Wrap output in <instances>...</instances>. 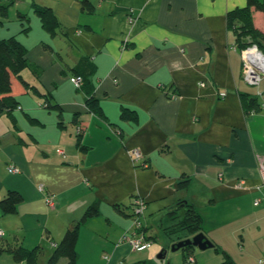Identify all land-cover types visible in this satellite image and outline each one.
Listing matches in <instances>:
<instances>
[{"label":"crops","instance_id":"1","mask_svg":"<svg viewBox=\"0 0 264 264\" xmlns=\"http://www.w3.org/2000/svg\"><path fill=\"white\" fill-rule=\"evenodd\" d=\"M31 1L33 22L18 39L41 72L22 68L33 88L11 113L0 110L4 241L39 252L47 243L37 260L48 264L53 243L96 206L80 225L77 264H173L165 259L172 241L163 231L155 243L157 228L177 205L190 204L235 264H263L253 248H264V79L259 87L244 81L240 47L255 39L264 49V36L242 33L250 21L264 35V11L247 0H89L92 10L84 0ZM34 5L53 9L55 35ZM76 74L91 88H76ZM91 93L101 114L86 105ZM135 148L141 160L131 155ZM11 191L22 201L5 214L1 201ZM138 196L154 239L140 251L120 242L134 228ZM238 232L242 262L227 245ZM0 264L27 262L7 251Z\"/></svg>","mask_w":264,"mask_h":264},{"label":"trees","instance_id":"2","mask_svg":"<svg viewBox=\"0 0 264 264\" xmlns=\"http://www.w3.org/2000/svg\"><path fill=\"white\" fill-rule=\"evenodd\" d=\"M249 8L253 7L256 10L264 11V2L260 0H247ZM83 5L88 10H92L93 4L89 0H84ZM8 4H5L0 0V14L2 16H7L8 13ZM34 10L41 19L42 25L44 28L51 34L55 35L57 30L60 28V22L55 15L51 7H43L34 5ZM236 14V13H234ZM244 15L250 17V10H248ZM22 21H28L26 15L20 14ZM251 20V19H249ZM24 24V23H23ZM24 26L22 32H28L30 25ZM242 33L255 34L258 36H264L261 32L256 30L250 25V21L247 25H244ZM251 42H256L251 41ZM249 42V43H251ZM258 43V42H257ZM245 45V44H244ZM260 45V44H259ZM261 46V45H260ZM24 67H29L31 71L36 75H40V69L28 61L27 59V47L19 41L16 35L10 36L8 38H0V110L11 113L19 105L18 98L22 94L26 93L28 90L32 89L33 86L23 77L21 70ZM91 68L94 70V66ZM81 75V74H76ZM83 77V85L88 84L87 79ZM91 88L88 84L87 88ZM88 88V89H89ZM90 92V90H89ZM49 96H51L49 94ZM86 105L91 112L101 114V107L99 101L91 93L86 100ZM83 130V127L81 126ZM81 130V131H82ZM22 201V196L17 191H11L9 195L1 201V208L5 214H12L17 211L18 204ZM179 209L182 210L181 215L178 216L179 222L178 225H182L181 228L185 229L188 233L186 237L194 236L198 232L202 231L203 217L199 211L190 204H182L179 206ZM98 209L96 206L90 207L83 218L78 221L73 227L69 228L64 235L62 241L55 249L53 254L48 260V264H57L61 257H66L68 259V264H77V251L76 246L79 238L80 225L89 217L97 214ZM171 213H169L170 216ZM169 219L171 217H168ZM177 216L171 218V222H174ZM170 220H168L169 222ZM176 224H173L174 226ZM167 228V227H166ZM150 228L145 224L146 234H150ZM144 230V231H145ZM167 235V234H166ZM150 236V235H149ZM168 236V235H167ZM171 234L168 236L171 239ZM152 240V238H151ZM154 240V239H153ZM174 243V242H173ZM153 245V244H152ZM188 247H185V249ZM10 252L14 259L17 261L25 260L27 264H39L37 260V255L39 253V247L33 249H28L23 246H12L8 243H0V256L5 252ZM165 251V249L163 250ZM225 261L224 264H235L233 259L224 252ZM186 255V253H185ZM187 256V261L189 257ZM188 264V263H187ZM264 264V263H263Z\"/></svg>","mask_w":264,"mask_h":264},{"label":"rangeland","instance_id":"3","mask_svg":"<svg viewBox=\"0 0 264 264\" xmlns=\"http://www.w3.org/2000/svg\"><path fill=\"white\" fill-rule=\"evenodd\" d=\"M3 3L8 4V13L7 16H2L0 14V35L3 36L4 34H6V36L10 35H16L17 37L22 36L24 32H22L23 30V23L26 24L28 23L29 25L32 24L33 22V18H32V1L31 0H2ZM20 14L22 15H26L28 18V21H22V18L20 17ZM255 40V39H254ZM256 41V40H255ZM49 89H45L40 88V93L44 94L46 93L48 95V91ZM51 91L53 92V90L51 89ZM41 94H37L40 97H43V95ZM54 94V92L52 93ZM55 96V94L53 95ZM44 104V101L43 103ZM181 204V203H180ZM182 210L179 209V205H177L172 211L169 217H173L174 215L177 216V218L175 219L174 222H171V218L168 220H170L169 222L167 221L166 223H162L160 224L159 228H157V232H161V234H159L158 237V241H155V243H161L165 240L164 238V233L163 231L170 236H171V241L172 244L179 242L183 239H186L188 237H186V235L188 234L185 229L181 228L182 225H178L179 220L178 216L181 215ZM211 212L207 211V214H210ZM237 222H233V224H236ZM173 224H176L174 226H172ZM167 227V228H166ZM145 230L142 229L141 232H143ZM146 233V230L144 231ZM167 237V236H166ZM192 237V236H190ZM152 238V237H151ZM6 238H1L0 243L1 244H6V242L4 241ZM153 241V240H152ZM46 242V241H45ZM49 242V241H48ZM174 242V243H173ZM47 243L45 245H43L44 248L41 249V251L39 252V261H43L42 258L43 256H45V253L42 254V252L44 251V249L46 250V246ZM227 245L230 251H228L229 253L232 254V257H234L235 260L242 262L243 259L245 260V255L242 254V252H244L242 250V241L240 239V233H237V237H233V240H227ZM163 247H160V250L158 251V253L161 252ZM256 250V257L257 260L259 261H263L264 263V248L260 247L257 250V247L253 248ZM167 249H165L166 251ZM184 253H186V255L184 256ZM188 255H192L195 258V264H224L225 261V254L223 252V249H221L220 247L215 246L214 248H209L207 250H200L198 247L196 246H188V248H183L178 250V252H169L167 254V258L166 262H171L172 259L174 258L173 264H187V256ZM247 259V258H246ZM47 263L44 262L43 264ZM256 264H259V262H257Z\"/></svg>","mask_w":264,"mask_h":264},{"label":"built area","instance_id":"4","mask_svg":"<svg viewBox=\"0 0 264 264\" xmlns=\"http://www.w3.org/2000/svg\"><path fill=\"white\" fill-rule=\"evenodd\" d=\"M240 54L243 63V71L242 77L244 81L252 86L259 87L261 81L264 79V49L257 42L246 43L245 45L240 47ZM71 80L76 88H81L83 85V77L81 75H74L71 77ZM221 97H226L227 92L221 91ZM259 96H261V92H259ZM259 108L264 109V100L259 104ZM63 153L64 151H60ZM131 155L135 160H141L143 157V153L140 149L135 148L131 151ZM10 172H17L18 169L14 166L9 167ZM222 174H220V178ZM262 185L260 187H264V173L262 178ZM51 200H49V203ZM261 201L257 199L255 204H259ZM147 207L146 200L138 196L134 199L133 203V216H134V228L132 230L126 231L121 239V243H128L133 250L140 251L149 249L152 247L153 241L151 237L147 235L144 231L141 232L142 229L145 228L143 214ZM4 231L0 229V236L3 237ZM55 247H57V243H53ZM188 264H195V258L190 256Z\"/></svg>","mask_w":264,"mask_h":264},{"label":"water","instance_id":"5","mask_svg":"<svg viewBox=\"0 0 264 264\" xmlns=\"http://www.w3.org/2000/svg\"><path fill=\"white\" fill-rule=\"evenodd\" d=\"M188 246H196L200 250H207L209 248H214L215 243L211 239H209L208 236L203 231H201L192 237H188L186 239H183L179 242L172 244L171 251L175 252V251H178ZM166 253H167V250L161 252L158 255V257L162 258L166 255Z\"/></svg>","mask_w":264,"mask_h":264},{"label":"bare ground","instance_id":"6","mask_svg":"<svg viewBox=\"0 0 264 264\" xmlns=\"http://www.w3.org/2000/svg\"><path fill=\"white\" fill-rule=\"evenodd\" d=\"M133 213V212H132ZM144 225H145V222H144ZM0 238H2V236H0ZM58 247V246H57ZM57 247H55V248H57Z\"/></svg>","mask_w":264,"mask_h":264}]
</instances>
